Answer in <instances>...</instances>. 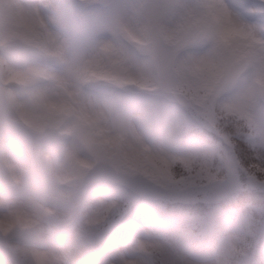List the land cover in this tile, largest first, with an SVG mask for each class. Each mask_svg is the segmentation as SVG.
Segmentation results:
<instances>
[{"label":"clouds","instance_id":"obj_1","mask_svg":"<svg viewBox=\"0 0 264 264\" xmlns=\"http://www.w3.org/2000/svg\"><path fill=\"white\" fill-rule=\"evenodd\" d=\"M0 264H264V0H0Z\"/></svg>","mask_w":264,"mask_h":264}]
</instances>
